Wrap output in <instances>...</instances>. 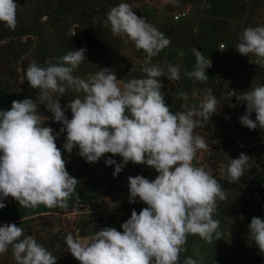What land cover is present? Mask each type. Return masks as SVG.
<instances>
[{"label": "clouds", "instance_id": "clouds-1", "mask_svg": "<svg viewBox=\"0 0 264 264\" xmlns=\"http://www.w3.org/2000/svg\"><path fill=\"white\" fill-rule=\"evenodd\" d=\"M176 4L178 0H171ZM16 0H0V23L9 29L17 25ZM105 26L113 36L143 50L142 78L118 79L108 67L89 73L87 78L74 75L86 59V49H73L55 62L46 60L41 66L30 62L24 80L38 89L36 100L12 101L11 108L0 110V209L9 197L26 209H67L68 201L80 181L71 176L57 137L66 133L63 149L69 154L78 148V155L88 163L98 162L105 154L118 155L121 163L108 158L118 176L129 162L147 165L158 175L153 180L142 175L129 176V203L137 198L146 207L131 216L120 227H105L90 237L80 239L69 233L65 242L79 264H203L199 248L197 258L185 257L189 235H196L207 244L221 239L220 221L214 219L217 202L227 194L206 165L194 161L198 152L208 147L195 129L217 113L218 100L212 89L205 90L199 106L173 113L165 101L161 77L169 81L181 78L180 67L169 64L165 70L152 63L153 57L171 43L161 31L144 18L138 17L126 2L113 6L107 13ZM235 49L243 56L254 55L256 64L264 65V25L245 28ZM223 50V47L220 49ZM195 64L185 75L207 82L206 69L211 60L201 51L192 49ZM183 55V53H181ZM72 94L62 106L60 97ZM231 97L246 104L239 122L249 128L264 129V84L251 86L246 92ZM187 101V92L177 93ZM44 105L52 119L60 123L59 132L43 126L49 119L38 111ZM70 109L71 118L66 115ZM253 113L255 119H252ZM252 158L243 152L230 159L221 169L229 183L239 181L252 166ZM249 238L264 254V219L252 217ZM11 248L15 264H56L57 258L32 235L15 224L0 226V255Z\"/></svg>", "mask_w": 264, "mask_h": 264}, {"label": "crops", "instance_id": "crops-1", "mask_svg": "<svg viewBox=\"0 0 264 264\" xmlns=\"http://www.w3.org/2000/svg\"><path fill=\"white\" fill-rule=\"evenodd\" d=\"M86 1L90 5H94L95 1L98 0ZM99 1L104 2V0ZM150 2L152 6L147 8L143 6L142 0H127V3L133 7V11L138 17L144 18L147 22L153 24L171 41L170 45L163 49L158 56L153 57L152 63L159 64L165 69L169 64H175L180 67V71H191L196 59L192 52L193 48L201 52L207 48L208 50H205L207 52L205 57L213 62V68L211 70L206 69V74L209 76L207 82H199L192 79L193 84L187 86L186 78L181 77L178 81H170L173 83L172 91L162 90L165 92L166 103L170 104V108H173L175 113L180 110L183 104H188V100H192L193 104L190 106H194L197 93L205 90L216 80L221 66V56L218 52V46L220 44H224L225 46L231 44L236 35L244 5L241 0H178L176 4H173L171 0H150ZM96 7H94V10L97 9ZM107 9L108 7H106L105 11ZM182 11L187 12L186 17L173 21L172 16ZM42 16L44 15L36 13L32 15L33 19H36L35 21L38 23ZM104 21L105 19L101 15V12L97 13L95 16L96 23L94 28L91 29L89 39V46L92 49L93 57L83 62L84 64L82 63L79 66L74 75L87 78L89 73L94 74L103 68L102 64L104 60L119 58V60L123 61L124 66L112 68L118 79L127 81L133 78H142L144 76L142 68L145 66L144 57L146 54L143 50H137L130 41L126 43L125 39L113 36L110 25L106 27ZM40 29L42 30V28ZM215 30L219 31V35H217L219 42L212 44V50L210 51V43ZM71 40L74 41V38L70 39V43L72 42ZM61 46H65V44H61ZM39 47L38 53L44 54L45 46L40 43ZM68 50L70 51L72 48ZM134 61L141 63L143 67L136 66ZM160 79L169 81L166 76ZM260 84H264V65H261L257 73L256 85ZM179 92H187L189 99L184 101L178 98L177 93ZM69 98L72 99L73 96L69 94ZM12 101V93L0 86V110L10 109ZM66 112L67 116L71 118L70 109H67ZM235 136L236 143L233 146L234 156L230 159L238 158L242 152L251 157L246 151V145H255L257 139L260 140L259 143H264V129H260L259 136L255 138L248 139L240 130L235 133ZM248 145L247 149L250 148ZM108 158L114 159L117 163L122 162L120 156H113L110 153L105 154L96 163L87 162L86 170L79 177L80 183L77 185V192L75 191L69 201L71 204H76L87 197L97 196L106 190L109 180L112 182V185H115V179H119L120 185L117 187L121 186L124 187L123 189L129 190V176L142 175L149 180H153L158 175L154 169L147 165L129 162L115 178L112 175L115 166L105 164ZM230 159L225 162L226 166L230 162ZM232 184L254 190L258 186L264 185V168L258 171L252 165L249 170L245 171L239 181L232 182ZM223 190L227 194V199L223 201L218 200V206L214 214V219L220 221L219 230L222 232L221 239L217 241L214 239L211 244H207L199 236L189 235L185 245L187 251L181 253V262L185 257L197 258L194 255V249L199 248L204 257L203 264H264V254L260 253L255 242L248 235V225L251 218L261 217L264 219V188H260V194H256L253 197H249L248 194L231 188H223ZM77 194H80V198L73 200L72 198ZM127 200H129V194L116 192L85 205L84 209L79 211L74 219L73 236L86 239L95 231L105 228L108 224L118 230L124 215L123 205ZM4 203L7 206L0 209V226L3 224H15L24 230L25 236L32 235L29 234V230L33 220L53 213L52 208H46L43 205L32 210L23 208L10 197ZM32 236L55 256L52 249L41 236ZM11 263L15 264V261L10 248L7 253L0 255V264ZM56 264H58V261ZM73 264H79V261L74 257Z\"/></svg>", "mask_w": 264, "mask_h": 264}, {"label": "rangeland", "instance_id": "rangeland-1", "mask_svg": "<svg viewBox=\"0 0 264 264\" xmlns=\"http://www.w3.org/2000/svg\"><path fill=\"white\" fill-rule=\"evenodd\" d=\"M144 1L145 0H142L143 6L147 7ZM16 2L19 6L17 9V26L15 28V31L18 35L23 36V38H21L22 43H26V41L28 42V52L25 54H21L18 58H14L10 54L5 55L6 53L3 50L0 51V77L2 78V80L0 78V86L12 93L13 101L23 100L25 98L36 100L38 95V89L31 88L28 82L23 81L24 72H22V68H24L25 66L27 67V65L25 64H29L30 62L34 61L41 66H46V60H52L53 62H55V58L66 54L67 51H69L68 49H79L80 38L72 37L69 35L68 32L72 25H77L78 32L83 35L84 39L88 44L90 56H86V59L83 62H86L87 60L92 58L93 52L89 46V39L91 35V29L94 28V25L96 23L95 16L97 15V13L99 14V12H101V15L106 20L107 13L113 6L121 2L127 3V0H104V2H100L98 0L95 1L94 5H90L89 3H87L86 0H16ZM262 4H264V1L262 0H255L250 7L243 3V14L240 19L236 35L232 41H234L237 37V34L240 31H243L245 28L258 26L262 19L260 16V13L262 12ZM95 6H97V9L94 10ZM106 7H108L107 11H105ZM34 13L38 15H44L40 20L41 22L39 21L38 23L35 21L36 19H33L32 15H34ZM40 28H42V30ZM53 31L55 32V34ZM218 33L219 31L217 30H215L213 33L210 43V51L212 50V44H217L219 42L217 36L219 35ZM73 38L74 41L71 40L72 42L70 43V39ZM40 43L45 46L44 54L38 53V47ZM61 44H65V46H61ZM66 46H68V48H66ZM9 48H11L12 50H16L18 46H12ZM205 50L207 51L208 49H203L202 53L204 56L207 54ZM252 56L254 55H250V57ZM116 60H119V58H113L112 60H104L102 64L103 68L106 67L109 63H116ZM186 71L180 72L181 77L186 78L187 86H189L193 84V82L192 79H189L185 75ZM161 83L163 85L162 90L172 91V82L161 80ZM256 84L257 77L252 86ZM59 99L61 105L64 106L71 98H69V94H66L65 96H62ZM192 102V100L187 101L189 105L193 104ZM245 109L243 115L245 114ZM38 111L42 115L49 117V119L44 123L43 126H50L53 128L54 132H59L62 125L60 123L55 122L51 118L52 113L49 112L44 105H38ZM171 111L174 113L173 108L171 109ZM251 118L255 119L254 113ZM228 129L230 135L225 136L222 150L218 152L216 156H213L212 162H210L211 164H208V169L212 171L214 177L217 179V181L221 184L222 187V184L224 182H228V180L226 179V175L221 172V169L225 168V162L234 156L233 146L236 143L235 133L240 130L248 139L255 138L259 136L261 128L258 127L255 130H250L249 128L243 126L239 121H237L236 125H230ZM65 136L66 133H62L57 137V146L61 148L62 155L65 154V156L67 157L64 159L73 160L72 163L75 165L76 170H79L83 173L87 168V162L80 156H70L69 153L63 149ZM259 141L260 140L257 139L255 145L247 144L248 147H250L248 149L247 145L245 147L246 151L251 155L250 158H252V165L255 166L258 171L264 168V143H259ZM73 150H76L78 152V148H74ZM115 181V185H112V182H110L109 180V182L107 183V189H111L115 186V189L117 191L126 190L123 189L124 187H117L118 185H120L118 182L119 179H115ZM260 188H264V185H261L260 187L258 186L254 190H258ZM78 198H80V194H77L72 199L76 200ZM128 201L125 202L123 205L124 215L121 220V224L130 218L133 209H135L137 213H139L142 208L146 207V205L141 202L129 203ZM62 211H65L66 213L63 212L65 213L63 215L55 214L51 220V227L47 229H42L40 227L41 220H39V217L33 220L32 226L29 230V234H32L34 236L39 235L45 241L46 236L54 237V239H56L57 241L55 249L61 252L63 258H69L71 263L73 264V256L68 250V247L65 242V237L69 233L73 234L74 219L80 211V208H77L76 211L66 209H62ZM118 230L122 231L121 227H119ZM55 249H52V251L54 252L58 261Z\"/></svg>", "mask_w": 264, "mask_h": 264}, {"label": "built area", "instance_id": "built-area-1", "mask_svg": "<svg viewBox=\"0 0 264 264\" xmlns=\"http://www.w3.org/2000/svg\"><path fill=\"white\" fill-rule=\"evenodd\" d=\"M247 6H251L255 0H241ZM264 1V0H262ZM147 8H150V0H145ZM186 11L178 12L172 16L173 21H178L185 18ZM261 22L259 25H264V4H262V12L260 13ZM244 23V21H243ZM69 35L72 37L80 38V48L86 49L85 56H90L89 48L83 35L78 32L77 25H72L69 29ZM242 31L237 34V37L229 46L220 44L218 46V52L220 53V70L214 83L208 86L206 89L211 88L213 94L218 100L217 113L214 114L208 122H205L203 127L195 129V134L201 135L208 143V147L198 152V158L194 161L195 164H204L208 168V164H211L212 157L216 156L218 152L222 150L225 136H229L230 125H236L239 121V117L243 115L245 109V103L237 100L235 96L231 97L230 92L235 91L236 95L246 92L253 85L257 73L259 72L261 65L256 64V57H248L241 55L236 49V45L239 42V37ZM223 47V50H220ZM212 62V61H211ZM134 64L138 67H143L141 63L134 61ZM124 63L121 60H116V63H109L106 67L115 68L123 67ZM213 68V62L211 67L207 68L211 70ZM205 89V90H206ZM205 90L197 93L194 106L198 107ZM188 104H183L179 111H185L188 108H192ZM52 118V115H51ZM76 150H73L70 156L79 157ZM106 227H112L108 224Z\"/></svg>", "mask_w": 264, "mask_h": 264}, {"label": "trees", "instance_id": "trees-1", "mask_svg": "<svg viewBox=\"0 0 264 264\" xmlns=\"http://www.w3.org/2000/svg\"><path fill=\"white\" fill-rule=\"evenodd\" d=\"M17 26V25H16ZM16 28V27H15ZM21 38H23L22 35H18L15 31V29H9L8 27H6L4 24L0 23V51H4L6 54L5 55H11L13 56L14 58H18L21 54H25L28 52V42L26 41V43H22L21 42ZM7 40V41H6ZM12 46H18V48L15 50H12L11 48L9 47H12ZM28 66V64H25ZM27 67L25 66L24 68H22V72H24V70L26 69ZM1 78V77H0ZM2 80V78H1ZM24 82H27V80H24ZM50 127V126H49ZM63 157L64 158H67L65 156V154H63ZM66 161V168H67V171L69 172V174L75 178H77L79 180V177L81 175V171H77L76 170V167L75 165L72 163L73 160H68V159H65ZM78 185V184H77ZM223 187L224 188H231L233 190H239L240 192L242 193H246L248 194L249 197H253L255 196L256 194H260L261 190L258 189V190H250L248 188H243V187H239V186H236V185H233L232 183H229V182H224L223 184ZM76 189H77V186H76ZM116 192H120V193H123V194H129V191L125 190H121V191H117L115 189V186L111 189H107L104 190L103 192L99 193L97 196H93V197H87L85 199H83L81 202L77 203L76 205H73L71 204L69 201L68 203L70 204L69 207L66 209V210H73V211H76L77 208H80V211H82L85 207V205L87 204H91V202L95 201V200H99V199H102V198H105L106 196H109L113 193H116ZM128 201V200H127ZM137 201H139V198H137ZM129 202V201H128ZM142 203V202H141ZM137 207V205H136ZM53 210V213L48 215V216H42V217H39L41 220V223H40V227L42 229H47V228H50L51 227V220L53 218V216L55 214L57 215H63L65 214L66 212L65 211H62L61 208L59 207H56V208H52ZM65 212V213H63ZM46 241H47V244L49 245V247L51 249H55V245L57 243L56 239H54V237H51V236H46ZM56 251V255L58 257V261H59V264H72L70 259L69 258H63L61 252H59V250L55 249Z\"/></svg>", "mask_w": 264, "mask_h": 264}]
</instances>
